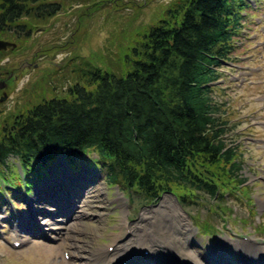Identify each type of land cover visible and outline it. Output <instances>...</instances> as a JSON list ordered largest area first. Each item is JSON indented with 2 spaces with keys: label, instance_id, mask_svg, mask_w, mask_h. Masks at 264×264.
I'll return each instance as SVG.
<instances>
[{
  "label": "trees",
  "instance_id": "trees-1",
  "mask_svg": "<svg viewBox=\"0 0 264 264\" xmlns=\"http://www.w3.org/2000/svg\"><path fill=\"white\" fill-rule=\"evenodd\" d=\"M63 2L0 0V37H30L29 20L54 17ZM246 6L247 0L179 1L120 54L88 56L69 85L52 86L5 124L0 167L14 156L24 171L41 174L62 155L96 153L93 165L110 184L145 201L171 192L189 204L203 192L228 215L225 196L246 181L239 178L244 152L229 134L227 109L216 96L223 85L216 82L233 60ZM211 225L198 223L205 234Z\"/></svg>",
  "mask_w": 264,
  "mask_h": 264
},
{
  "label": "rangeland",
  "instance_id": "rangeland-1",
  "mask_svg": "<svg viewBox=\"0 0 264 264\" xmlns=\"http://www.w3.org/2000/svg\"><path fill=\"white\" fill-rule=\"evenodd\" d=\"M63 1L61 11L54 17L41 22L29 20L33 30L25 40L19 37L18 41L17 36L8 33L0 37L16 44L0 50V73L13 72L6 88L7 98L0 102V137L11 117L35 102L39 95L48 93L52 86L69 85L72 75L76 77L73 72L78 69L76 64H87L88 56L102 60V57L120 54L140 31L158 22L171 5L184 0ZM248 1L244 29L236 40L237 49L233 54L236 58L224 69L223 87L216 91L222 109L228 111L226 119L233 128L231 137L242 142L244 152L239 178L246 179L242 186L247 187L229 190L223 200L228 215H220L217 208L220 200L213 201L203 192L189 204H182L169 192L153 202L145 201L140 194L128 192L122 185L110 184L105 170L93 167L92 158L97 157L96 153L70 158L69 164L65 156H61L41 174L38 169L24 171L18 159L10 156L8 164L3 165L6 172L0 169V264H74L76 260L77 264H85L88 250L113 252L116 233L121 234V240L127 237V241H121L124 244L130 238L135 240L138 236L129 234L144 212L166 210V217L157 216V219L166 220L167 228L163 230L174 228L171 222L175 219L174 210L165 207L170 204L182 215L178 222L189 225L192 239L202 248L216 245L221 239L233 246L240 240L245 243L255 239L257 246L264 248V0ZM57 168L58 178L61 177L59 184L55 176ZM20 176L31 189L15 188L22 187ZM8 190L10 195L6 194ZM86 190L90 191L88 197L84 194ZM35 198V204L47 209L58 208L56 202L61 201L69 206V215L58 214L57 221H51L48 213L37 218L32 207ZM85 200H93V213L76 225L80 217L74 218V214L86 208ZM76 201L78 206L72 210ZM23 217L28 219L29 230L24 228ZM68 218L67 222L60 220ZM44 220L53 223H44ZM204 221L212 223L211 235L199 232L196 223ZM73 224L76 232L68 229ZM149 227L154 231L151 225ZM160 227L155 224L156 229L162 230ZM71 235L77 236L75 242L82 247L83 257H72L70 241L66 239Z\"/></svg>",
  "mask_w": 264,
  "mask_h": 264
},
{
  "label": "bare ground",
  "instance_id": "bare-ground-1",
  "mask_svg": "<svg viewBox=\"0 0 264 264\" xmlns=\"http://www.w3.org/2000/svg\"><path fill=\"white\" fill-rule=\"evenodd\" d=\"M58 184L59 180L56 181ZM90 191L86 190L84 194L88 197ZM32 200V207L35 209V214L37 218L39 215H43L48 213L51 218V221H57L55 216L61 214L63 216H68V208L67 204H62L61 201L56 202V207L58 208H40L38 204L34 203ZM78 201L75 202L74 205L71 206L72 210L75 206H78ZM86 208L80 210L81 213L74 214V218L80 217L79 220L76 219L77 223L83 218H89L93 213L92 211V202L93 200H85L84 201ZM166 208H172L174 210L175 219H171L174 228L163 230L167 228V222L165 219H157V216L166 217L168 214L166 210L158 211V209L151 212H144L140 217V222L136 225L132 226V231L129 236L137 235L135 240L129 239V242L124 244L121 241H127V237L124 236L125 240H121L120 233H116L117 236L114 237V241L112 245H114L113 252H110L109 249H100V250H88L85 248L84 250H88L89 254L87 255V260L85 264H122L123 261L127 260L129 264H173V262H177V264H227V261H230V264H264V248L257 246L256 240L253 239L251 242L243 243V240H240L236 246L227 244L228 240L221 239L215 245L208 246L207 248H202L197 245V242L192 239V231L188 224H183L178 222L179 218H182V215L177 212L172 204L165 205ZM39 209H42L40 211ZM44 210V211H43ZM77 209L76 211H78ZM48 211V212H45ZM28 219L23 217L22 222L24 224L25 230H29V227L26 225V221ZM61 221L67 222V220L60 219ZM41 223V221H40ZM44 223L51 224L53 222H48V220H44ZM155 224H160L161 227L158 230L155 228ZM75 224L70 226L68 229L73 231H77L75 229ZM152 226L154 231L149 230ZM74 226V227H73ZM64 227V226H61ZM129 228V226H127ZM101 229V228H100ZM79 232V230H78ZM137 232V234H136ZM62 234V231H59ZM70 238H66L70 243H68L69 247H71L72 257H83L80 253L82 247L75 242L77 239L76 235L69 236ZM76 237V238H75ZM25 239V238H24ZM73 239V240H72ZM21 240V239H17ZM29 241H34L33 238H28ZM25 241V240H23ZM143 248L142 251H139L140 248ZM149 249V256H143L144 251ZM139 251L137 255L135 252ZM77 264V260L73 262Z\"/></svg>",
  "mask_w": 264,
  "mask_h": 264
},
{
  "label": "flooded vegetation",
  "instance_id": "flooded-vegetation-1",
  "mask_svg": "<svg viewBox=\"0 0 264 264\" xmlns=\"http://www.w3.org/2000/svg\"><path fill=\"white\" fill-rule=\"evenodd\" d=\"M10 84V77L6 75H1L0 74V87L4 86L5 88H0V99L4 95H7L6 88L9 87ZM6 93V94H5Z\"/></svg>",
  "mask_w": 264,
  "mask_h": 264
},
{
  "label": "water",
  "instance_id": "water-1",
  "mask_svg": "<svg viewBox=\"0 0 264 264\" xmlns=\"http://www.w3.org/2000/svg\"><path fill=\"white\" fill-rule=\"evenodd\" d=\"M15 45L16 44L13 43V42H11V41H7V40L0 39V50H5L9 46L14 47ZM1 87H3V86H1ZM1 100H4V97Z\"/></svg>",
  "mask_w": 264,
  "mask_h": 264
}]
</instances>
